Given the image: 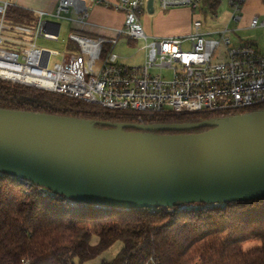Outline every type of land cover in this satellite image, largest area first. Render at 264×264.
<instances>
[{"label":"water","instance_id":"95a60500","mask_svg":"<svg viewBox=\"0 0 264 264\" xmlns=\"http://www.w3.org/2000/svg\"><path fill=\"white\" fill-rule=\"evenodd\" d=\"M199 128L208 129L183 133ZM0 174L120 211L256 200L264 197V109L155 125L0 109Z\"/></svg>","mask_w":264,"mask_h":264},{"label":"built area","instance_id":"2783aa9c","mask_svg":"<svg viewBox=\"0 0 264 264\" xmlns=\"http://www.w3.org/2000/svg\"><path fill=\"white\" fill-rule=\"evenodd\" d=\"M92 1L120 13L121 27L112 36L70 31L67 40L76 46V52L62 54L37 45L38 40L56 42L59 38L60 25L45 18H77L86 23V8L74 5V0H58L53 13H35L33 27L17 25L10 37L2 38L8 30L4 25L8 4L0 3V46H7L0 47V81L77 100L103 113L135 116L139 122L144 117L225 114L264 105V55L252 44L231 46L226 36L231 30L205 33L201 21L194 19L192 31L185 36L153 38L145 34L140 22L149 0ZM242 3L228 1L233 13ZM155 5L161 11L187 9L204 18L210 16L205 15L201 0H152L153 10ZM238 19L231 17L234 22ZM259 25L253 18L249 27ZM121 38L143 42L142 66L118 63L113 48ZM51 56H60V62L50 64ZM150 69L168 70L170 76L151 74ZM40 195L53 196L43 188ZM193 207L182 204L177 209ZM140 210L155 213L158 209Z\"/></svg>","mask_w":264,"mask_h":264},{"label":"trees","instance_id":"16d2710c","mask_svg":"<svg viewBox=\"0 0 264 264\" xmlns=\"http://www.w3.org/2000/svg\"><path fill=\"white\" fill-rule=\"evenodd\" d=\"M201 6L206 8L205 15L215 18L220 2L201 0ZM6 18L27 24L36 19L33 13L14 6L6 8ZM0 109L98 123L155 125L199 123L252 113L264 105L225 114L144 117L139 122L135 116L103 113L77 100L0 81ZM40 189L0 174V264H82L115 243L121 244L117 254L99 264H264V197L149 213L95 208L59 196H41ZM247 241H257L259 246L243 251Z\"/></svg>","mask_w":264,"mask_h":264},{"label":"crops","instance_id":"0c3cea01","mask_svg":"<svg viewBox=\"0 0 264 264\" xmlns=\"http://www.w3.org/2000/svg\"><path fill=\"white\" fill-rule=\"evenodd\" d=\"M57 1L58 0H0V3H7L8 6L25 9L35 16L36 12L53 13ZM228 1L229 0H219V10L222 3L225 4V7L232 10L228 5ZM74 5L76 4L74 3ZM79 7L86 8L89 12L86 23L79 22L77 18H73V20L69 22L66 21V28L69 29V31H78L89 35L112 36L114 30L120 28L122 25V16L120 13L97 6L92 0H86L85 4ZM236 13L239 15H236ZM236 13H233L231 17L236 15L239 17L237 21L234 22L230 18V23H233L234 26L230 28L229 23H227L224 28L232 32L264 29V0H243L240 9ZM146 15L150 16L148 13H146ZM192 18V13L187 9L159 10L157 14L146 17V25H142V27L145 34L153 38L185 36L192 31ZM253 18H257L260 25L257 28L251 29L249 24ZM212 20H214V18H212ZM221 29L220 27H215L214 29H203V32L214 33Z\"/></svg>","mask_w":264,"mask_h":264},{"label":"rangeland","instance_id":"374dc122","mask_svg":"<svg viewBox=\"0 0 264 264\" xmlns=\"http://www.w3.org/2000/svg\"><path fill=\"white\" fill-rule=\"evenodd\" d=\"M86 0H74V3L76 5L82 6L85 4ZM159 9L155 5L153 14H157ZM233 14V11L229 8L225 7V4L222 3V6L214 20L210 16H207L204 18L201 14L195 12L193 13V20L198 19L202 23V31L203 29H214L215 27L224 28L227 23H229V27H233V23H230L231 15ZM235 14V13H234ZM236 15H239L236 13ZM151 16V15H150ZM146 14L140 17V22L144 26L146 25L145 18L150 17ZM46 20L53 21L57 24L61 25L60 34L58 41H42L38 40L37 45L45 47L47 49H50L52 51H57L60 54L62 53H75L76 52V46L69 42L67 40L68 33L70 32L69 29L66 28V21L69 22V20H60V19H49L45 18ZM36 22H32L30 24L25 23H19L15 20H9L5 19L4 25L8 27V30H4V33L1 34L2 38H8L10 37L9 33L12 31V28L17 25H26L29 27H33ZM226 36L230 40L231 46H239L243 45L244 43H251L253 46L256 47L258 52H260L262 55H264V29H258V30H244L239 32H231L227 33ZM1 48H7L6 44L3 43V45L0 46ZM106 47V46H105ZM143 48V42L142 41H127L123 38L119 39L117 45L113 48V53L116 54L119 59L118 63L123 64L125 66H142L144 62V50ZM186 48V45H185ZM218 48L216 50V54H218ZM106 55V52L102 55L104 57ZM61 58L60 56L55 57L51 56L49 63H58L60 62ZM149 73L158 75L161 74L165 76L166 78H169L170 74L168 70L163 69H150ZM96 242L95 238L91 239V244H94ZM259 246V242L257 241H247L242 245V250L247 251L253 248H256ZM121 244L115 243L110 249L103 252L100 256L96 257L93 260L86 261L82 264H99L101 261H110L113 259V257L117 254V252L120 250Z\"/></svg>","mask_w":264,"mask_h":264}]
</instances>
